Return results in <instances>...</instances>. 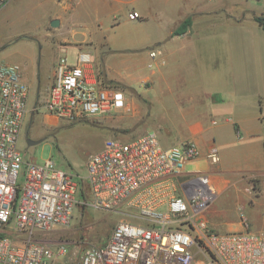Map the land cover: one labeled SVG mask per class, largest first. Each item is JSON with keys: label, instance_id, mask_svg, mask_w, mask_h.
<instances>
[{"label": "built area", "instance_id": "obj_1", "mask_svg": "<svg viewBox=\"0 0 264 264\" xmlns=\"http://www.w3.org/2000/svg\"><path fill=\"white\" fill-rule=\"evenodd\" d=\"M9 1L0 0V10ZM59 50L53 82L42 99L46 114L74 124L124 109L122 90L88 74L89 53H77L70 63L65 48ZM28 97L20 67L1 64L0 264H52L64 257L67 244L51 234L70 226L80 204L124 219L102 244L87 247L79 264H264V231L249 230L243 213L241 231L210 228L205 214L218 192L209 172L186 170L201 156L195 142L162 147L153 133L127 142L106 139L86 159L88 200L83 203L72 174L51 159L39 164L23 158L19 142L30 113ZM205 159L217 165V148L210 147ZM255 179L249 180V193Z\"/></svg>", "mask_w": 264, "mask_h": 264}, {"label": "crops", "instance_id": "obj_2", "mask_svg": "<svg viewBox=\"0 0 264 264\" xmlns=\"http://www.w3.org/2000/svg\"><path fill=\"white\" fill-rule=\"evenodd\" d=\"M39 1L49 23L56 19L59 26L44 32L45 57L39 64L12 63L20 67L29 95L49 90L60 47L72 53L70 63L77 53H89L90 77L126 90L124 109L103 118L127 127L133 138L127 141L150 133L162 147L193 141L201 156L192 163L197 168L187 171L212 175L218 192L214 203H264V31L254 21L264 15L263 0ZM132 12L139 19L128 20ZM187 17L192 19L188 30L172 36ZM151 101L161 104L165 115L134 135ZM33 108L28 102L30 113ZM43 120L59 121L46 113ZM108 129L111 134L112 127ZM210 147L220 156L215 166L205 159ZM251 178L262 184L258 194L246 190ZM254 211L248 214L251 231H264V221ZM207 212L208 224L215 228ZM215 219L226 221L225 232L242 230L240 222H230L226 215Z\"/></svg>", "mask_w": 264, "mask_h": 264}, {"label": "rangeland", "instance_id": "obj_3", "mask_svg": "<svg viewBox=\"0 0 264 264\" xmlns=\"http://www.w3.org/2000/svg\"><path fill=\"white\" fill-rule=\"evenodd\" d=\"M31 3L25 4L22 3V0H10L0 10V65L33 60L39 64L40 60H44L46 45L43 43V35L45 31L51 32L52 28L49 25V18L43 14L42 3L39 0H32ZM28 17H31L32 21H29ZM199 35L204 37L206 33ZM48 48L55 50L52 46H48ZM68 55L69 57L73 56L72 53ZM145 86L147 87L148 84ZM112 87L126 93V90L119 86L113 85ZM46 95L47 91L38 96H35L32 91L28 99L29 105L41 106L42 99ZM158 99L163 100L164 98L160 96ZM155 102L149 103L148 107L151 110L145 108L142 117L145 121L136 129L134 135L154 127V122L157 124L158 118L161 119L165 115L162 105ZM45 113L41 106L39 110L31 111L29 117H26L19 149L25 160L41 164L45 160L51 159L58 168L72 174V181L76 185L77 199L85 203L88 200V195L85 193L87 184L84 179L87 157L96 152L106 136L110 135V138L127 141L133 139L131 133L127 127L116 123H107L103 117L90 118L74 124L60 120L48 124L43 120ZM118 115L120 116V114L114 115L112 119ZM108 127H112L111 134L107 132ZM27 140L39 141V143L28 146ZM190 163L186 165V170L197 168L196 164H192L193 161ZM252 182L255 185L254 192L258 194L262 184L260 185L258 180ZM261 196L264 200V194ZM208 210L210 212L208 211L207 218L209 222L212 220V224L215 226V228H210L217 233H225L226 228V221L215 219V216L220 214L228 216V221L240 222V215L243 213L247 217L249 230H251L252 222L250 223L248 214L251 211L255 210L258 220L264 221V203H241V205L238 203H213ZM209 216L213 219H210ZM121 219L124 218L80 204L75 210L70 226L59 234H51L53 239L67 244L65 256L56 259L52 264H79L83 251L89 246L102 244L109 236L115 223Z\"/></svg>", "mask_w": 264, "mask_h": 264}, {"label": "trees", "instance_id": "obj_4", "mask_svg": "<svg viewBox=\"0 0 264 264\" xmlns=\"http://www.w3.org/2000/svg\"><path fill=\"white\" fill-rule=\"evenodd\" d=\"M254 21L258 26L264 31V15L263 16H254ZM192 24L191 17L184 19L172 32V36H179L184 34ZM85 193L88 195L87 189ZM79 207V205H78Z\"/></svg>", "mask_w": 264, "mask_h": 264}, {"label": "water", "instance_id": "obj_5", "mask_svg": "<svg viewBox=\"0 0 264 264\" xmlns=\"http://www.w3.org/2000/svg\"><path fill=\"white\" fill-rule=\"evenodd\" d=\"M49 25L52 28H57L59 26V21L56 20V19H53V20L50 21ZM127 90L132 92V93H136V91L133 88L127 87ZM38 143H39V141L27 140V145L28 146H34V145H36Z\"/></svg>", "mask_w": 264, "mask_h": 264}, {"label": "bare ground", "instance_id": "obj_6", "mask_svg": "<svg viewBox=\"0 0 264 264\" xmlns=\"http://www.w3.org/2000/svg\"><path fill=\"white\" fill-rule=\"evenodd\" d=\"M28 20H29V21H32V18H31V17H28Z\"/></svg>", "mask_w": 264, "mask_h": 264}]
</instances>
